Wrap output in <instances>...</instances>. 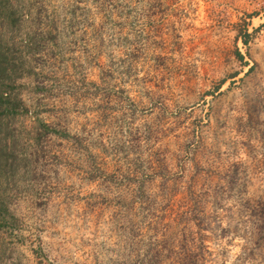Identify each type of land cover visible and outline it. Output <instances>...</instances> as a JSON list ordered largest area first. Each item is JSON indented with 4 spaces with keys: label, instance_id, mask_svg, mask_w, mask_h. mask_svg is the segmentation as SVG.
<instances>
[{
    "label": "rangeland",
    "instance_id": "obj_1",
    "mask_svg": "<svg viewBox=\"0 0 264 264\" xmlns=\"http://www.w3.org/2000/svg\"><path fill=\"white\" fill-rule=\"evenodd\" d=\"M262 6L0 0V264H264Z\"/></svg>",
    "mask_w": 264,
    "mask_h": 264
},
{
    "label": "trees",
    "instance_id": "obj_2",
    "mask_svg": "<svg viewBox=\"0 0 264 264\" xmlns=\"http://www.w3.org/2000/svg\"><path fill=\"white\" fill-rule=\"evenodd\" d=\"M248 37V34H246ZM244 38V42H248V38ZM9 50H3L0 45V105L8 106L7 110L11 112L16 108L13 102H11V95L8 92L12 87V79L9 76V72L15 70V59L9 57ZM239 58H243V55L238 52Z\"/></svg>",
    "mask_w": 264,
    "mask_h": 264
},
{
    "label": "built area",
    "instance_id": "obj_3",
    "mask_svg": "<svg viewBox=\"0 0 264 264\" xmlns=\"http://www.w3.org/2000/svg\"><path fill=\"white\" fill-rule=\"evenodd\" d=\"M260 1H261V0H260ZM262 1H263V6H262V7L264 8V0H262ZM262 7H261V8H262ZM259 17H260V16H259ZM253 19H255V18H253ZM241 41H242V40H241Z\"/></svg>",
    "mask_w": 264,
    "mask_h": 264
}]
</instances>
